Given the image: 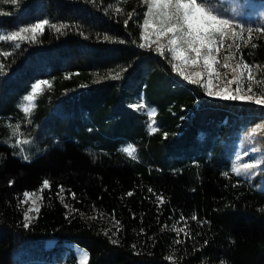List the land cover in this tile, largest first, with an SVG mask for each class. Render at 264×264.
<instances>
[{"label": "trees", "instance_id": "obj_1", "mask_svg": "<svg viewBox=\"0 0 264 264\" xmlns=\"http://www.w3.org/2000/svg\"><path fill=\"white\" fill-rule=\"evenodd\" d=\"M147 7L146 0H0L4 31L49 21L34 42L0 41V116L20 109L12 76L47 56L54 96L65 88L71 100L87 95L101 125L90 129L80 115L48 120L53 109L40 103L33 120L46 112L52 129L42 151L25 159L0 141V264H17L13 254L23 242L51 236L53 247H85L87 264H264V167L243 179L221 141L243 120L264 117V105L209 96L202 83L173 70L167 51L141 48ZM60 24L68 27L50 26ZM238 32L243 38L228 43L239 45L237 53L264 80V35ZM118 72V79L108 75ZM254 87L261 93L264 83ZM140 95L157 110L155 132L130 105ZM258 132L264 147V130ZM126 140L137 147L135 159L119 148ZM259 154L264 160V148ZM25 192L36 195L25 202ZM35 207L25 228V213Z\"/></svg>", "mask_w": 264, "mask_h": 264}, {"label": "rangeland", "instance_id": "obj_2", "mask_svg": "<svg viewBox=\"0 0 264 264\" xmlns=\"http://www.w3.org/2000/svg\"><path fill=\"white\" fill-rule=\"evenodd\" d=\"M207 3L208 6H210L222 18L232 21V24L235 26L236 33L239 31L241 35H245L246 32L249 33V29H252L253 31L260 32L264 35V0H207ZM35 22L37 21H34L27 26H22L19 29L29 27ZM19 29L14 31H4L0 29V35H7L11 32L19 31ZM147 31L150 32L151 29H148ZM27 35L31 36V33H28ZM231 37L232 34L231 31H229L228 35L224 38V46L220 48L218 53H216L219 63L215 65V67L220 73V76L219 78L215 75L212 77L213 92L219 91L220 87L224 86L227 80L231 79L234 75L239 74V69H237L236 72L232 71V68L241 61V56L237 53L235 48H231L233 50H230V48L227 47L229 45L228 41ZM151 40L152 42L149 47L157 49L159 45L162 44L165 46V51H167V38H161L159 41H156L153 36L151 37ZM225 56L230 57L228 60V63L231 65L230 68H224L222 66L225 62ZM48 61L49 58L47 56L45 58H37L31 65H28L26 68L20 70L12 76V78L19 82L20 85L18 88H20L22 92L16 98V105L20 109L17 110L18 113L15 115L9 114L7 116H0V141L10 146L17 147L18 153L24 158L27 157V159L42 151L43 144L41 142L48 139L49 136L52 135V129L50 126L51 123H46L43 120L47 114L46 112L44 113V116L40 117V119L36 121L33 120L36 119L40 113L38 108L40 103L42 106L48 107L49 110L53 109L52 114L48 116V120L55 118L59 121H63L66 118L70 117V119H72L77 115H80L84 119L87 118V121L90 122V129H101L100 123L92 116L93 100L90 97L83 95L76 101L71 100V97H74L75 95L68 88H65L59 96H54L56 89L52 84V76L49 74L54 71V68L49 65ZM243 62L247 63L244 60ZM173 63L177 64L181 71L185 72L187 75L193 76V78H196L194 73L201 72L202 77L200 78V83L203 84L207 82L208 72L207 69L203 67L202 62L198 66H193L190 63L181 65L180 61H173ZM62 66L64 67L66 64H63ZM246 75L247 73H245V76ZM38 81H49L51 86L48 87L47 85H42L43 91L37 93L34 101V108L30 113L26 114L22 110L23 104L26 103V101H24V97L32 92V85ZM27 84H30V86L25 88ZM231 87L234 88L235 85H232ZM253 89L257 92L254 84ZM10 92H13V89L8 88L7 93ZM69 94L70 98L62 100L63 95ZM257 94L261 93L257 92ZM53 96L56 99L55 102L52 100ZM140 103H143L145 107L136 109L145 115L147 129L150 133H152L153 131H151L148 127L150 121L147 113L155 110L154 127L159 129L160 125L156 119L157 110L154 106L146 103L144 95L135 96L130 101L131 106ZM225 121L226 119L223 123H225ZM257 124H264V117L251 116L245 121L243 120L240 126L235 127L236 130H234L230 138L221 140L226 145V149L232 161L233 169H240L238 174L245 180H249L264 167V160L259 154L261 149L264 148L258 135L259 132L251 136L249 135L250 130ZM119 132L123 134L125 133L123 130ZM56 135L57 134H55V136ZM122 137L127 138L126 136ZM17 141H20V143H17ZM25 141H27V143H25ZM127 145H133L135 147L136 157L138 155V150L135 144L131 141H124L119 148L122 149ZM257 162L259 166L256 168L249 170L240 168L242 164ZM56 241V236H51L47 240H43L42 238L27 240L15 249L13 258L17 264H73L74 260L77 258L75 264H80V260L83 255L86 254L87 257H89V251L75 242L64 241V244L67 245L66 247L62 243H58L56 247H53ZM74 256H76V258Z\"/></svg>", "mask_w": 264, "mask_h": 264}, {"label": "snow or ice", "instance_id": "obj_3", "mask_svg": "<svg viewBox=\"0 0 264 264\" xmlns=\"http://www.w3.org/2000/svg\"><path fill=\"white\" fill-rule=\"evenodd\" d=\"M15 2V0H13ZM148 5L147 11L145 13V19L143 21V29L140 39L144 43H140V47L149 46L152 42L151 37H155L156 41H159L161 38H167L168 46L167 51L171 54V60L180 61L181 65L191 64L193 66H198L203 63V67L207 69L208 79L206 83L201 84L205 88L206 94L209 96H215L217 98H222L224 100H241L254 102L257 105H264V90H261V94H257L253 89V84L264 83V80H258L253 74L252 67L244 63L242 58L241 61L232 68L233 72H236L239 69V74L234 75L231 79L227 80L224 86L220 87L219 91L213 92V75L219 78L220 73L217 71L215 65L219 63L216 53L219 52L220 48L224 46V38L228 35L229 31L233 37H238L242 39V36H239L235 32V26L232 24V21L222 18L218 13H216L210 6H208L207 0H146ZM117 12H120V8L115 9ZM129 19H131V13L129 14ZM128 20H125L127 25ZM46 26H49V21L46 19L39 20L29 27L21 28L19 31L11 32L7 35H0V40H11V41H25L31 40L35 41L38 33H42ZM52 28H55L57 31L67 28L68 25H50ZM151 29V31H147ZM253 30L249 29L248 32L251 33ZM31 33V36L27 35ZM251 39V36L249 37ZM104 40H110V37L105 35ZM18 46V45H17ZM254 46V45H253ZM231 48L232 45L227 46ZM237 50L239 45H236ZM156 51L160 55H164L165 46L159 45ZM2 55L7 56L9 53L5 52ZM230 59L229 56H225L224 68H230L231 65L228 63ZM3 65H0V70L3 69ZM172 68L174 71H177L178 74L189 83H200V78L202 77L201 72L194 73L196 78L193 76L187 75L185 72L180 70V67L173 63ZM245 73L247 75L245 76ZM112 79H118L120 73L112 75L108 74ZM103 78V77H102ZM42 85L51 86L49 81H38L32 85V92L24 97L26 103L23 104L22 110L28 114L34 108L35 98L38 92H42ZM235 85V87H231ZM246 85V87H245ZM133 108H144L143 103L132 105ZM149 117V125L151 131L155 132L157 129L154 127L155 124V110H152L147 113ZM264 130V124H257L250 130L249 135L257 134L258 131ZM20 143V141H17ZM27 143V141H25ZM126 153L130 158L135 159L136 149L133 145H127L121 149ZM27 159V157H25ZM257 163H245L240 166L244 170H249L258 167ZM239 173L240 169H235ZM43 186L45 188L50 187L47 180L43 181ZM61 191L63 189L61 188ZM151 191V189H149ZM35 193L25 192V202L34 197ZM131 195V193H129ZM74 197V194H73ZM157 199L163 203V197L158 196ZM35 205V200L32 201ZM67 207V205H65ZM39 211L38 207L30 208L28 212L25 213V228L29 227L28 221L31 220L29 212ZM196 219V217H192ZM181 221L185 224L187 221L181 217ZM173 230L179 235L181 232H184L185 235L188 233L184 228H177L173 226ZM180 241L177 240V243ZM88 257L83 255L80 260V264H86ZM223 264V262H221Z\"/></svg>", "mask_w": 264, "mask_h": 264}]
</instances>
